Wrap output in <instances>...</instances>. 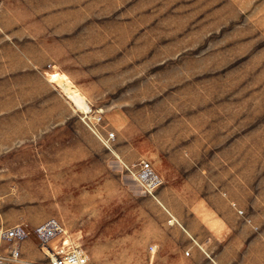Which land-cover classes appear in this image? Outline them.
I'll list each match as a JSON object with an SVG mask.
<instances>
[{
	"label": "rangeland",
	"instance_id": "rangeland-1",
	"mask_svg": "<svg viewBox=\"0 0 264 264\" xmlns=\"http://www.w3.org/2000/svg\"><path fill=\"white\" fill-rule=\"evenodd\" d=\"M194 192L262 232L264 0H0V229L27 235L8 264L72 249L86 264H253L234 229L197 245L198 263L190 232L148 245L182 225L161 196ZM50 219L63 232L42 248Z\"/></svg>",
	"mask_w": 264,
	"mask_h": 264
},
{
	"label": "crops",
	"instance_id": "crops-1",
	"mask_svg": "<svg viewBox=\"0 0 264 264\" xmlns=\"http://www.w3.org/2000/svg\"><path fill=\"white\" fill-rule=\"evenodd\" d=\"M194 196L195 201L193 203L184 202L180 205L181 207L171 204L167 196H161L162 201L167 205H171L170 209L176 216L178 214L177 210H181L178 214V220L182 225L170 227L163 224L158 226L148 245L164 246L166 241H172L174 246H180L179 241H188L186 232H190L193 243L189 240L187 244L193 248L191 261L198 263L197 258L200 254L197 245L208 246L215 240L224 238L223 234L225 232L234 229L237 244L244 246L247 250L246 255L249 257L247 262L264 264V240L261 237L262 234L264 235V228L261 233H255L249 224L235 216L234 212L227 206L223 196L212 193L203 196L199 192H194ZM256 201H258V198H256ZM253 204L252 209L249 207L247 209L243 208V211L249 216L253 225L260 227L261 213L256 209L255 201H253ZM182 210H185L187 214H183ZM186 215H189V218H185ZM262 222L264 224L263 218ZM3 223L4 220L0 215V227L3 226ZM142 245H145V243L142 242ZM218 263L222 264L223 260H218Z\"/></svg>",
	"mask_w": 264,
	"mask_h": 264
},
{
	"label": "built area",
	"instance_id": "built-area-1",
	"mask_svg": "<svg viewBox=\"0 0 264 264\" xmlns=\"http://www.w3.org/2000/svg\"><path fill=\"white\" fill-rule=\"evenodd\" d=\"M136 178L146 191L153 190L160 184L158 176L152 171L151 167L146 162L140 164ZM62 232L63 230L60 225L53 219L48 220L36 228V234L40 242L43 244L42 248L48 247V242ZM26 237L27 235L25 231L20 226L11 229H0V250L1 246L4 244H9L12 247L7 256L0 253V264H8V262L18 259L19 252L17 244L24 241ZM14 246H16V248H14ZM48 264H86V258L78 249H72L64 253L58 252L55 254L51 251V256L48 258Z\"/></svg>",
	"mask_w": 264,
	"mask_h": 264
}]
</instances>
